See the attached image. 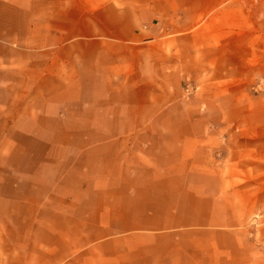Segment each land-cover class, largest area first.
I'll use <instances>...</instances> for the list:
<instances>
[{
    "label": "crops",
    "instance_id": "0c3cea01",
    "mask_svg": "<svg viewBox=\"0 0 264 264\" xmlns=\"http://www.w3.org/2000/svg\"><path fill=\"white\" fill-rule=\"evenodd\" d=\"M28 1L35 7L14 12L44 16L49 34L48 16L73 26L54 42L0 44L10 52L2 65L32 69L37 58L16 54H44L36 87L19 92L41 105L21 108H33L31 126L92 129V138H79L59 174L46 138L38 156L16 151L0 163V264H198L197 239L214 264H247L244 225L264 202V181L252 196L240 184L239 215L234 173L214 166L216 137L191 118L186 101L196 92L185 97L182 85L206 86L222 59L264 58V0ZM5 120L1 127L19 126ZM94 129L127 130L98 140Z\"/></svg>",
    "mask_w": 264,
    "mask_h": 264
},
{
    "label": "rangeland",
    "instance_id": "374dc122",
    "mask_svg": "<svg viewBox=\"0 0 264 264\" xmlns=\"http://www.w3.org/2000/svg\"><path fill=\"white\" fill-rule=\"evenodd\" d=\"M13 1L17 4L14 5ZM253 1L255 0H251V3H256ZM30 5L35 7L28 0H0V44L25 41L27 38H32L40 44L49 43L57 40L58 29L60 31L69 29L68 32L72 30L70 26L73 25L70 22L60 28V26L54 25L55 22L59 23V17L48 16L54 30L49 34L50 29L46 26L43 29L44 16L14 12L17 7L21 6L27 7L28 10ZM28 21L33 22L35 26V30L31 32L30 36L26 30ZM261 23L264 24V15L261 16ZM263 35L264 32H262ZM72 36L74 35L70 37ZM259 44L263 46V38L259 40ZM28 49L32 51V48ZM261 52L264 54L263 49ZM8 54L10 52L0 45V56ZM64 55L67 56L65 53ZM16 56L17 61H23V63L31 57L37 58L33 60L41 63H36L35 68L32 66V69H29L26 62L13 67L7 59H5L6 64L2 65L3 59H0V104L6 105L5 111L2 113L0 109V116L6 119L5 121L15 119L19 125L8 128L0 125V151L10 153L6 159H0V163H11L15 159L16 151L30 152L38 156L44 150L39 140L46 138L52 142L47 148H49L53 160V175L59 174L60 169L55 168L56 166L60 167L61 158L69 157L70 159L77 147L81 146L79 138L82 136L92 138V129L31 126L39 123H34L26 118L33 108L25 106L22 109L21 105L23 102L31 100L30 105L38 107L41 105L40 97H30L19 94V92L27 93L30 88L36 87L35 83L38 81L35 80V77L41 75L39 71L43 69L44 54L38 52L35 54L17 53ZM203 82L206 83V86H200L199 83H185L182 85V92L185 97H191L196 92L192 99L186 101L187 107L192 111H190L191 118L203 119L210 123V130L216 137L212 147L214 166L229 168L234 173L232 178L235 186L239 189L236 194L239 206L236 210L240 215V184L250 190L248 195L252 196L254 193H261L259 190L254 192L252 184L264 181V157L259 155V152H264V58L222 59L219 71L210 72L207 80ZM13 91H16L17 94L14 95ZM13 100H15L14 103ZM67 116L74 117V113H69ZM68 118L71 119V117ZM162 118L169 117L165 115ZM94 130V138L102 140L116 136L119 131L127 129ZM3 136L5 139H2ZM27 136L35 138H27ZM67 142L68 149L60 146V144L65 146ZM261 194L264 197V191ZM255 209V213L249 214L244 225L246 237L249 239L245 243V251L249 253L247 264H264V202ZM216 235L219 239V234ZM196 241L198 264H208L212 261L214 264L216 259L214 256L209 258L212 260H207L204 255L206 252L204 248L207 244L202 240L197 239ZM213 245L220 247V243L217 242H214ZM183 247L184 245L181 246V248ZM117 253L122 254V250L117 249Z\"/></svg>",
    "mask_w": 264,
    "mask_h": 264
}]
</instances>
